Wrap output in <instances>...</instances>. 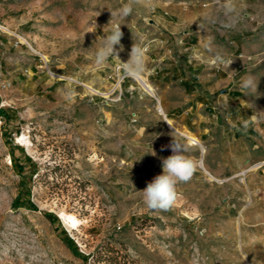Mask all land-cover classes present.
I'll list each match as a JSON object with an SVG mask.
<instances>
[{
	"label": "rangeland",
	"instance_id": "1",
	"mask_svg": "<svg viewBox=\"0 0 264 264\" xmlns=\"http://www.w3.org/2000/svg\"><path fill=\"white\" fill-rule=\"evenodd\" d=\"M127 2L0 0V264H264V0H235L231 16L223 0H138L111 17ZM115 24L121 62L134 42L148 50L138 79L121 80L117 58L94 63ZM159 40L172 84L157 74ZM162 87L194 107L175 134L198 169L173 208L152 211L139 191L180 131L164 122ZM28 191L35 207L13 208Z\"/></svg>",
	"mask_w": 264,
	"mask_h": 264
},
{
	"label": "clouds",
	"instance_id": "2",
	"mask_svg": "<svg viewBox=\"0 0 264 264\" xmlns=\"http://www.w3.org/2000/svg\"><path fill=\"white\" fill-rule=\"evenodd\" d=\"M138 0H128L116 12H111V17L118 16L120 19H126L133 12L134 4ZM222 8L225 15L231 16L237 13L235 0H223ZM99 15V13H98ZM103 37L101 46L96 50L94 55V63L97 67L105 65L110 57L117 58L119 61V53L124 51L121 44L124 33L121 31V24H115L110 32ZM116 46H119L117 48ZM147 48L142 43L134 42L129 53L130 58L127 62H121L118 66V75L121 79H138L146 71V55ZM258 81L252 75L241 77L239 87L246 94L248 92H257ZM65 100L71 102L76 96L75 89L68 86L63 92ZM256 116L241 121V128L247 131L250 121L256 120ZM172 140L169 145L162 146L170 148L172 154L167 158L161 159L162 174H158L146 184V188L139 191L142 195L143 203L152 211H168L174 207L178 191L177 186L181 183L190 181L198 169V162L186 155L187 145L183 142V138L175 133L172 134ZM152 155H156L152 152Z\"/></svg>",
	"mask_w": 264,
	"mask_h": 264
},
{
	"label": "crops",
	"instance_id": "3",
	"mask_svg": "<svg viewBox=\"0 0 264 264\" xmlns=\"http://www.w3.org/2000/svg\"><path fill=\"white\" fill-rule=\"evenodd\" d=\"M162 43H163L162 40H159V44H160L158 46L159 51L157 52V56H156L157 59L155 60L156 63H158L157 65H159V70H158L159 72L157 74L161 73L162 79H168V80H170V83L172 84V82H173L172 79L174 78V76L173 75H170L169 73L163 74L162 72H160V71L163 70L162 69V65H163L162 63L164 62V58H171L170 57V54H169V51L167 49L166 50L164 49L165 46ZM167 85L169 86V84H167ZM187 85H188L187 83L186 84H183V87L185 88ZM217 87H218L217 85L216 86H213L211 88V90L213 91ZM189 89L191 90V92H194L193 89H191L190 86H189ZM159 90H160V92L158 93V98H159L158 100H161V102L163 103V107H161V108H162L163 114H164V115H162L164 117V122H165V120H168L169 121V119H167V116H170V117L173 116V117H175V118H170L169 117L170 118V122L172 124L176 123L179 127H177L176 125L175 126L180 131L178 130L179 133H177V132H173L167 126H166V128L169 131L173 132V133H176V134L181 135L180 133H183L184 132L183 129H186L187 128L186 127L187 124H186V122H184L185 121L184 119L188 115V113H190V111L193 110L194 107H193V105L187 106V103L188 102H187L186 99H183L182 101H173L170 98V95H171V93L169 91L170 90V87H167V90H165V88H163V87L161 89H159ZM185 90H186V88H185ZM207 90H209V89L207 88ZM178 92H180V91L178 90ZM200 99H201L200 97L197 98V102L198 103H196L197 104V107H195V111H198V107L200 105L204 104V103H202V100H201V102L199 101ZM139 100L140 101L143 100V97L142 96H139ZM178 109H180L181 112L178 115H175V113L179 111ZM189 121H190V119H188V122ZM212 121L213 120L212 119H209V118H207V119L206 118L205 119L203 118V119H200L199 120V122H198L199 124L200 123H206V127H205L203 133L208 132L210 130V128L213 127L214 123H212ZM165 125H166V123H165ZM183 134H185V132ZM220 181H223V180L221 179Z\"/></svg>",
	"mask_w": 264,
	"mask_h": 264
},
{
	"label": "bare ground",
	"instance_id": "4",
	"mask_svg": "<svg viewBox=\"0 0 264 264\" xmlns=\"http://www.w3.org/2000/svg\"><path fill=\"white\" fill-rule=\"evenodd\" d=\"M159 109L161 110L160 106H159ZM17 142L20 145L26 147L27 149H30V143H29V141H27L25 136H22L21 138H17ZM58 215L60 216V218L62 219L63 223L66 225L67 228H69L71 230L75 229V226L77 225V221L73 215L66 214L64 212H59Z\"/></svg>",
	"mask_w": 264,
	"mask_h": 264
},
{
	"label": "trees",
	"instance_id": "5",
	"mask_svg": "<svg viewBox=\"0 0 264 264\" xmlns=\"http://www.w3.org/2000/svg\"><path fill=\"white\" fill-rule=\"evenodd\" d=\"M1 114H2V112H1V110H0V116H1ZM26 159H28L29 161H30V158H28V157H26ZM12 162L15 164V166H17V171H18V173H22V168H21V166H19V165H17V163H16V161H15V159L14 160H12ZM25 199L23 198V195H21V196H18L15 200H14V202H13V204H12V207L13 208H15V209H17V208H19V207H22V206H27L29 209H32V208H34L35 206L33 205V204H31V202H30V199H29V191L27 192V194L25 195ZM24 201V202H23ZM70 242H71V240H70ZM72 243V242H71ZM75 247V246H74ZM81 258H83L84 256H82L81 254H78Z\"/></svg>",
	"mask_w": 264,
	"mask_h": 264
},
{
	"label": "built area",
	"instance_id": "6",
	"mask_svg": "<svg viewBox=\"0 0 264 264\" xmlns=\"http://www.w3.org/2000/svg\"><path fill=\"white\" fill-rule=\"evenodd\" d=\"M121 80H124V79H121ZM132 116H134V114Z\"/></svg>",
	"mask_w": 264,
	"mask_h": 264
}]
</instances>
